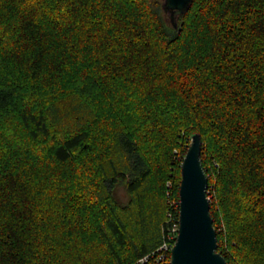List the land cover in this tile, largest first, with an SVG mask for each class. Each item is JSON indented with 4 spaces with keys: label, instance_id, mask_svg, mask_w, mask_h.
Listing matches in <instances>:
<instances>
[{
    "label": "trees",
    "instance_id": "trees-1",
    "mask_svg": "<svg viewBox=\"0 0 264 264\" xmlns=\"http://www.w3.org/2000/svg\"><path fill=\"white\" fill-rule=\"evenodd\" d=\"M164 11L0 0V264H135L195 134L218 252L264 264V0Z\"/></svg>",
    "mask_w": 264,
    "mask_h": 264
},
{
    "label": "water",
    "instance_id": "water-1",
    "mask_svg": "<svg viewBox=\"0 0 264 264\" xmlns=\"http://www.w3.org/2000/svg\"><path fill=\"white\" fill-rule=\"evenodd\" d=\"M164 10L177 27L194 0H163ZM202 138L195 134L181 166L179 187V233L172 250L171 264H228L218 252L217 232L208 196L209 178L202 159Z\"/></svg>",
    "mask_w": 264,
    "mask_h": 264
},
{
    "label": "built area",
    "instance_id": "built-area-1",
    "mask_svg": "<svg viewBox=\"0 0 264 264\" xmlns=\"http://www.w3.org/2000/svg\"><path fill=\"white\" fill-rule=\"evenodd\" d=\"M210 198V197H209ZM168 228L162 244L153 252L139 259L135 264H171V254L179 233V219L168 213Z\"/></svg>",
    "mask_w": 264,
    "mask_h": 264
},
{
    "label": "rangeland",
    "instance_id": "rangeland-1",
    "mask_svg": "<svg viewBox=\"0 0 264 264\" xmlns=\"http://www.w3.org/2000/svg\"><path fill=\"white\" fill-rule=\"evenodd\" d=\"M164 16L166 17V19H167L168 23L170 24V26L173 27V25H172V23H171V19H170V15H169V13L166 12V11H164ZM177 22H178V21H177ZM177 27H178V23H177ZM177 27H176V28H177Z\"/></svg>",
    "mask_w": 264,
    "mask_h": 264
}]
</instances>
